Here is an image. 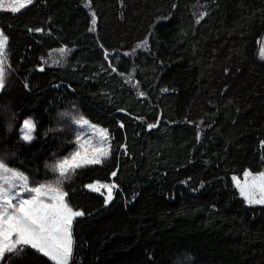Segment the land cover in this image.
I'll return each instance as SVG.
<instances>
[{"label":"trees","instance_id":"16d2710c","mask_svg":"<svg viewBox=\"0 0 264 264\" xmlns=\"http://www.w3.org/2000/svg\"><path fill=\"white\" fill-rule=\"evenodd\" d=\"M0 30V161L29 187L62 180L84 213L68 264H264V205L234 179L264 172V0H33ZM81 118L110 154L63 179ZM0 264L54 262L25 247Z\"/></svg>","mask_w":264,"mask_h":264},{"label":"snow or ice","instance_id":"6c2138e0","mask_svg":"<svg viewBox=\"0 0 264 264\" xmlns=\"http://www.w3.org/2000/svg\"><path fill=\"white\" fill-rule=\"evenodd\" d=\"M31 2L32 0H25V4ZM0 10L18 12L20 10L18 0H11L7 4L5 0H0ZM7 46L8 37L0 31V89L4 88L6 68L10 67L7 65ZM58 51L63 54L65 50ZM77 123L82 126L89 125V121L83 118ZM92 127L99 136L97 146L90 151H80L70 158L57 162L54 170L59 172L61 178L67 179L70 173L85 165L100 164L110 154L109 148L105 146L108 140L107 130ZM34 130L35 124L31 120H25L21 129L22 138L31 141ZM81 149H84V144H81ZM115 174L112 173L113 176ZM61 184L62 180L57 181L55 187L52 185L29 187L27 177L0 161V261L6 254H18L25 247H30L48 257L54 264H68L73 246L72 223L74 218L83 216L84 213L73 210L65 202L67 193L62 191ZM236 186L250 205H264V172L255 175L246 172L243 183L237 180ZM21 187L30 194L27 198L22 192L15 191ZM87 187L93 191L107 189V199L110 200L115 185L97 182Z\"/></svg>","mask_w":264,"mask_h":264},{"label":"rangeland","instance_id":"374dc122","mask_svg":"<svg viewBox=\"0 0 264 264\" xmlns=\"http://www.w3.org/2000/svg\"><path fill=\"white\" fill-rule=\"evenodd\" d=\"M33 1V0H32ZM9 2H11V0H5V4H7V3H9ZM18 3H19V6H20V9L21 8H23L24 6H26V5H28V4H25V0H18ZM1 31V30H0ZM1 91V90H0ZM26 120H31L32 122H33V120L31 119V118H27ZM88 121V120H87ZM34 123V122H33ZM80 125V124H79ZM92 126H95V129H104V130H106L105 128H103V127H101L100 125H97V124H94V123H92V122H89V125H87V126H82V125H80V132H79V134H78V137H79V140H80V149H79V151L78 152H80V151H84V150H91V148H94V147H96L97 146V144H98V141H99V136L96 134V132L94 131V129H93V127ZM23 127V126H22ZM22 129V128H21ZM33 135V134H32ZM107 135H108V140H107V142H106V147H108L109 148V153H110V150H111V138H110V134H109V132H108V130H107ZM85 141H89V143H85ZM81 144H84V149H81ZM247 172H249V173H252L253 175H255V174H259V173H253V172H251V171H247ZM246 173V172H245ZM26 177V176H25ZM244 178H245V174L242 176V177H238V176H235L234 177V179H235V182L237 181V180H239L241 183H243V181H244ZM99 184H105V183H100V182H98ZM93 184H97V182L96 183H93ZM93 184H90V185H93ZM105 185H115L114 183H112V184H105ZM28 186H29V182H28ZM239 189V188H238ZM115 190H116V185H115V187H113V190H112V198L110 199V200H108L107 199V189H105V188H101L100 189V191H103L104 193H106V199H107V202L109 203V202H111L112 201V199H113V197H114V192H115ZM15 191H17V192H22V194H23V196L25 197V198H27L30 194L29 193H27V192H25V191H23V188L21 187V188H16L15 189ZM239 192H240V190H239ZM245 199V198H244ZM245 201H246V199H245ZM246 203H248L247 201H246ZM249 204V203H248ZM253 205H255V204H253ZM71 257V256H70ZM69 261H70V258H69ZM69 261H68V263H69Z\"/></svg>","mask_w":264,"mask_h":264},{"label":"crops","instance_id":"0c3cea01","mask_svg":"<svg viewBox=\"0 0 264 264\" xmlns=\"http://www.w3.org/2000/svg\"><path fill=\"white\" fill-rule=\"evenodd\" d=\"M1 90V89H0Z\"/></svg>","mask_w":264,"mask_h":264}]
</instances>
